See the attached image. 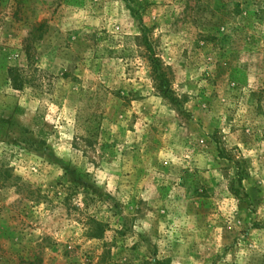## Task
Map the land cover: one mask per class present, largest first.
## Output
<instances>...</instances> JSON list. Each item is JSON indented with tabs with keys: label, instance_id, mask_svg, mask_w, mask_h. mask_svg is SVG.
Masks as SVG:
<instances>
[{
	"label": "rangeland",
	"instance_id": "374dc122",
	"mask_svg": "<svg viewBox=\"0 0 264 264\" xmlns=\"http://www.w3.org/2000/svg\"><path fill=\"white\" fill-rule=\"evenodd\" d=\"M0 264H264V0H2Z\"/></svg>",
	"mask_w": 264,
	"mask_h": 264
},
{
	"label": "trees",
	"instance_id": "16d2710c",
	"mask_svg": "<svg viewBox=\"0 0 264 264\" xmlns=\"http://www.w3.org/2000/svg\"><path fill=\"white\" fill-rule=\"evenodd\" d=\"M2 0H0L1 6ZM138 44L142 46L146 51L147 62L150 68V77L155 84L156 90L165 98L173 100L170 82L167 77V72L165 71L162 61L157 57L153 46L149 40V35L144 32L142 36L136 38ZM10 78L14 80L15 83L19 81L16 77L14 78V70L10 71ZM14 83V84H15ZM17 84H15L16 86ZM20 85L16 86L17 90L23 88Z\"/></svg>",
	"mask_w": 264,
	"mask_h": 264
}]
</instances>
